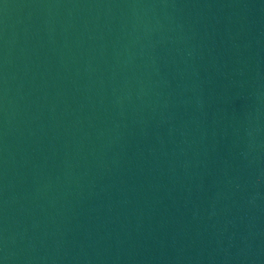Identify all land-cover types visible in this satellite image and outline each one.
I'll use <instances>...</instances> for the list:
<instances>
[{"label":"water","instance_id":"water-1","mask_svg":"<svg viewBox=\"0 0 264 264\" xmlns=\"http://www.w3.org/2000/svg\"><path fill=\"white\" fill-rule=\"evenodd\" d=\"M0 264H264V0H0Z\"/></svg>","mask_w":264,"mask_h":264}]
</instances>
